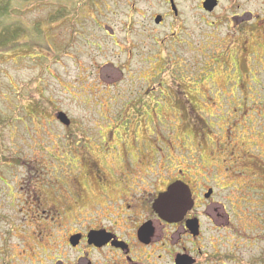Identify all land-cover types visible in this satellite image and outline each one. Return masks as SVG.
<instances>
[{"label": "rangeland", "instance_id": "rangeland-1", "mask_svg": "<svg viewBox=\"0 0 264 264\" xmlns=\"http://www.w3.org/2000/svg\"><path fill=\"white\" fill-rule=\"evenodd\" d=\"M13 1L0 0L9 26L0 38V208L23 187L49 213L1 212L0 228H64L57 202L83 148L81 137L64 142V129L80 128L111 132V154L154 130L161 183L178 169L193 185L206 178L235 212L243 200L252 206L253 215L236 212L235 228L264 227V24L246 18H262L264 1L206 14L196 0H178L177 17L158 0ZM234 11L235 24L220 18ZM155 14H165L164 25ZM15 18L43 36L30 41L23 24L13 34ZM142 95L144 106L129 102Z\"/></svg>", "mask_w": 264, "mask_h": 264}, {"label": "flooded vegetation", "instance_id": "flooded-vegetation-1", "mask_svg": "<svg viewBox=\"0 0 264 264\" xmlns=\"http://www.w3.org/2000/svg\"><path fill=\"white\" fill-rule=\"evenodd\" d=\"M158 1L178 16V0ZM206 1L196 0L197 8L206 14L220 8L235 10V0H211L214 6L210 11L204 7ZM61 13L62 9L58 16ZM248 14V20L264 24V16ZM165 18V14H155L153 21L159 27ZM220 18L235 24V11L230 16L222 13ZM169 67L179 68L174 64ZM118 76L122 77V72ZM141 97L145 95L129 102L144 106ZM67 119L64 125L68 128L74 119ZM64 132V142L70 138L73 143L75 136L81 137L77 142L83 147L75 153L78 160L68 162L77 172L63 186L57 202L64 228H0V264H264V227L233 226L236 212L239 216L255 214L250 204L246 208L245 200L241 205L244 210L235 212V203L224 200L221 186L208 185L206 178L193 185L183 169L161 183L159 133L153 130L140 135L132 139L131 146L115 145L111 154V132L105 137L95 128ZM175 183H181L186 195L177 209L165 205L170 216L164 218L154 204ZM20 189L22 198L11 199L0 208V214L17 209L23 216H48V209L30 202L23 187Z\"/></svg>", "mask_w": 264, "mask_h": 264}, {"label": "water", "instance_id": "water-1", "mask_svg": "<svg viewBox=\"0 0 264 264\" xmlns=\"http://www.w3.org/2000/svg\"><path fill=\"white\" fill-rule=\"evenodd\" d=\"M214 6L213 1L211 0H207L204 3V7L205 9H207L208 11H210ZM174 9V8H173ZM175 10V9H174ZM108 72L109 74L105 73ZM104 75L106 76V78L110 79L111 78V71L107 68H105L103 70ZM116 75H119L116 73ZM120 77V76H119ZM117 77L115 76L114 79H116ZM57 119L64 123L67 124L68 123V119L67 116L65 115V113L63 112H58L56 114ZM184 195H186V190L184 191L181 183H175L173 185H171L168 190L165 193H162L159 198L156 200L155 204H154V208H157L159 210V213L161 214L162 217L166 218L169 217L170 215L164 210L165 205L168 204L174 205L175 209H177L180 206V203L182 202V200L184 199Z\"/></svg>", "mask_w": 264, "mask_h": 264}, {"label": "trees", "instance_id": "trees-1", "mask_svg": "<svg viewBox=\"0 0 264 264\" xmlns=\"http://www.w3.org/2000/svg\"><path fill=\"white\" fill-rule=\"evenodd\" d=\"M16 2V0H14L13 1V3H15ZM4 13H5V10H4V8H3V10H1L0 11V28H2V30H0V38H1V35H2V40H3V42L5 41V38L3 37L4 35H5V33H6V30H7V27H9V26H4L5 24H4V20L2 21L1 19L2 18H6V17H8L7 16V14H6V16L4 17L3 15H4ZM16 19V18H15ZM17 20V19H16ZM14 21V20H10V23L11 24H13L16 28H14V33L13 34H15V32L17 31V29H19L18 28V26H20L21 24H22V22H20L19 20H17V21ZM10 25V24H9ZM35 26H37V25H31V27H35ZM21 27L22 28H25V30L26 31H29L30 30V26H25V25H21ZM29 37L28 38H30V41H31V39H33V38H36V37H42L43 36V31H40V32H33V30H30V32H29ZM32 44V43H31Z\"/></svg>", "mask_w": 264, "mask_h": 264}]
</instances>
